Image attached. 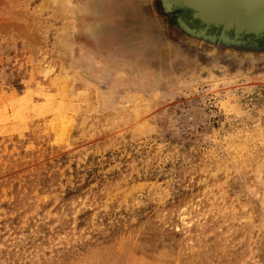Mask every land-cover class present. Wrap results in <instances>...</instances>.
<instances>
[{"label":"rangeland","instance_id":"374dc122","mask_svg":"<svg viewBox=\"0 0 264 264\" xmlns=\"http://www.w3.org/2000/svg\"><path fill=\"white\" fill-rule=\"evenodd\" d=\"M159 10L0 0V264H264V54Z\"/></svg>","mask_w":264,"mask_h":264},{"label":"water","instance_id":"95a60500","mask_svg":"<svg viewBox=\"0 0 264 264\" xmlns=\"http://www.w3.org/2000/svg\"><path fill=\"white\" fill-rule=\"evenodd\" d=\"M180 36L216 50L264 54V0H158Z\"/></svg>","mask_w":264,"mask_h":264},{"label":"bare ground","instance_id":"6f19581e","mask_svg":"<svg viewBox=\"0 0 264 264\" xmlns=\"http://www.w3.org/2000/svg\"><path fill=\"white\" fill-rule=\"evenodd\" d=\"M61 1H63L64 2V0H61ZM58 3H61V2H58ZM50 91V90H49Z\"/></svg>","mask_w":264,"mask_h":264}]
</instances>
